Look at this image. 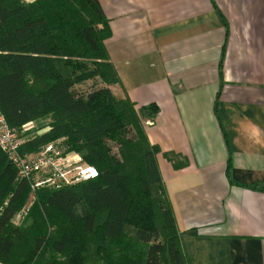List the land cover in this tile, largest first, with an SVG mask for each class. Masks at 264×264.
Masks as SVG:
<instances>
[{
    "label": "trees",
    "instance_id": "16d2710c",
    "mask_svg": "<svg viewBox=\"0 0 264 264\" xmlns=\"http://www.w3.org/2000/svg\"><path fill=\"white\" fill-rule=\"evenodd\" d=\"M109 36L98 0H0V114L25 139L19 153L62 139L98 171L32 191L0 149L2 264H188L156 162L161 150L145 130L158 107L135 109L111 91L118 78L104 46ZM45 116L46 131L27 127ZM162 154L175 169L188 165Z\"/></svg>",
    "mask_w": 264,
    "mask_h": 264
},
{
    "label": "crops",
    "instance_id": "0c3cea01",
    "mask_svg": "<svg viewBox=\"0 0 264 264\" xmlns=\"http://www.w3.org/2000/svg\"><path fill=\"white\" fill-rule=\"evenodd\" d=\"M98 2L112 92L158 107L145 130L188 264H264V0Z\"/></svg>",
    "mask_w": 264,
    "mask_h": 264
},
{
    "label": "built area",
    "instance_id": "2783aa9c",
    "mask_svg": "<svg viewBox=\"0 0 264 264\" xmlns=\"http://www.w3.org/2000/svg\"><path fill=\"white\" fill-rule=\"evenodd\" d=\"M145 124L151 125L152 121ZM25 139L18 137L15 130L8 127L0 114V149L17 167L18 176L31 183V189L47 188L57 190L79 182L92 180L98 171L84 163L81 154L68 151L62 139L43 146L38 152L31 154L19 153ZM23 208L15 217L14 222H21L26 214Z\"/></svg>",
    "mask_w": 264,
    "mask_h": 264
},
{
    "label": "rangeland",
    "instance_id": "374dc122",
    "mask_svg": "<svg viewBox=\"0 0 264 264\" xmlns=\"http://www.w3.org/2000/svg\"><path fill=\"white\" fill-rule=\"evenodd\" d=\"M96 82H97V83H96V86H100V87L105 86V85L102 84L99 80H97ZM92 87H93V86H92V84H91V81L85 83V85H82V89H83L84 92H88ZM109 88L111 89V91L114 90V86H110ZM27 127H28V125H27ZM31 127H32V126H31ZM34 128H35V127H34ZM22 134H23V133H22ZM22 134H21V136H22ZM22 137H23V136H22Z\"/></svg>",
    "mask_w": 264,
    "mask_h": 264
}]
</instances>
